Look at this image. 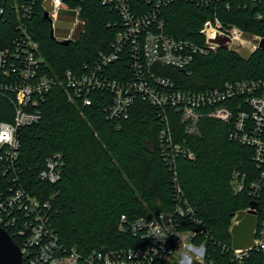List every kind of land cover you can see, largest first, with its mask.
Listing matches in <instances>:
<instances>
[{
    "label": "trees",
    "instance_id": "trees-1",
    "mask_svg": "<svg viewBox=\"0 0 264 264\" xmlns=\"http://www.w3.org/2000/svg\"><path fill=\"white\" fill-rule=\"evenodd\" d=\"M19 1L32 7L28 29L40 44L44 73L59 75L62 81L67 70L81 72L85 66L92 69L98 55L110 50L117 32L123 29L114 4L67 0L82 8L88 22L85 32L64 46L56 34L51 35L52 25L45 18L43 0ZM125 1L135 15L155 8L152 2L144 0ZM201 1L167 3L158 12L166 34L203 44L200 30L206 20L216 17L226 27L236 26L264 37V0ZM11 4L13 0H7L4 5L6 11L0 24L2 46L20 36ZM134 64L127 47L118 60L104 67L99 78L104 83L129 81L136 76ZM160 73L188 92H204L226 82L264 80V50L245 59L233 51L219 49L207 56H196L190 72L164 68ZM86 95L92 100L89 107L74 95L71 101L65 86H56L39 100V122L20 129L21 148L16 162L19 180L32 196L52 203L51 225L60 243L76 248L83 256L143 245L141 237L130 230V224L172 211L181 199L194 208L197 219L211 233L204 264H236L231 250L250 248L255 243L249 235L237 239L240 233L243 235L242 226L246 223L250 228V215L257 218L256 229L264 221V196L256 199L249 186L259 172L253 162V150L231 139L230 125L217 120L203 119L200 134L189 137L172 112L175 142L186 146L195 157L190 159L179 153L170 154L166 160L159 145L164 123L155 108L137 100L127 119H111L108 110L114 94L109 88L92 90ZM15 112V95L0 92V123H13ZM54 155L61 156L64 167L61 180L50 184L40 180L39 175L47 159ZM238 171L251 176L243 180V191L234 189V175ZM8 178L1 175L0 183ZM122 216H126L127 222H122ZM238 216L242 221L234 225ZM179 224L183 230L194 228L188 219H180ZM8 233L11 235L9 230ZM13 240L23 247L18 238ZM245 264H264V252L252 249Z\"/></svg>",
    "mask_w": 264,
    "mask_h": 264
},
{
    "label": "built area",
    "instance_id": "built-area-1",
    "mask_svg": "<svg viewBox=\"0 0 264 264\" xmlns=\"http://www.w3.org/2000/svg\"><path fill=\"white\" fill-rule=\"evenodd\" d=\"M6 1L0 0V24L6 11ZM101 1L114 4L122 18L123 29L117 32L110 50L98 55L92 69L85 66L81 72L67 70L63 81L59 75L44 73L46 66L40 44L28 29L33 13L30 4L19 0H13L11 4L20 36L13 37L7 46H2L0 42V92H12L16 101L13 123H0V177L9 176L7 182L0 183V226L11 232L9 235L12 239L15 237L21 241L22 264H157L166 261L204 264L211 233L197 219L194 208L186 200L180 199L172 211L160 212L150 220L140 218L130 224V230L141 237L143 245L124 250H100L83 256L76 248H67L60 243L51 225L52 203L32 196L19 180L16 162L21 148L20 129L41 119L38 109L40 98L62 85L66 87L71 101L76 96L82 99L84 106L89 107L92 100L86 93L107 87L114 94L108 110L111 119H127L137 100L155 108L164 123L159 145L166 160H169L167 156L170 154L179 153L190 159L195 157L186 146L175 142L170 119L172 112L177 115L189 137L200 134L203 119L230 125L231 139L253 150V162L259 170L249 183L250 192L256 199L264 196V80L226 82L222 87L204 92H188L180 90L172 79L160 73L164 68L190 72L196 56H207L221 49L219 44L210 42L218 37L228 38V50L237 53L245 45V32L236 26L226 27L215 17L206 20L200 30L203 44L175 39L166 34L164 20L159 19L158 14L171 0H144L152 2L155 8L141 15H135L130 3L125 0ZM42 2L54 34L61 13H67L74 20L75 30L72 34L57 40L73 42L85 32L88 17L80 6L71 5L67 0ZM48 3L49 8L46 7ZM263 38L257 37L253 51L259 49ZM127 47L135 60L136 76L126 82L104 83L99 78L102 70L118 60ZM63 167L61 156L49 157L40 172V180L58 183ZM248 177H251L248 173L236 172L234 189L243 191V180ZM180 219L192 221L194 228L181 229ZM122 222H127L126 216H122ZM254 248L264 252V221L262 227L255 230L252 247L231 250L233 260L236 264H245V258ZM227 250L230 253V249Z\"/></svg>",
    "mask_w": 264,
    "mask_h": 264
},
{
    "label": "rangeland",
    "instance_id": "rangeland-1",
    "mask_svg": "<svg viewBox=\"0 0 264 264\" xmlns=\"http://www.w3.org/2000/svg\"><path fill=\"white\" fill-rule=\"evenodd\" d=\"M46 7L49 8L50 3H48ZM74 30H75V25H74L73 18L67 15V13L66 14L61 13L56 23V31H55L56 38L62 39V37H65V36L68 37L70 34H72V31ZM57 36H60V37H57ZM257 37L258 36L256 35H252V34L245 32L244 37H243L244 39L243 41H245L244 43L245 45L239 49V52H237V54H239L241 57L245 59H248L249 57H251V55L257 51V50L253 51V48L257 41ZM58 41H62V40H58ZM250 218L252 219V225L250 226V228L247 229V224L245 223L242 226L243 235L240 233L239 236H237V239L241 240L243 239V236L249 235L251 236L252 243H253V241H255L254 233L256 230L257 218L255 215H250ZM241 221L242 219L238 216L234 219L233 223L234 225H239Z\"/></svg>",
    "mask_w": 264,
    "mask_h": 264
},
{
    "label": "water",
    "instance_id": "water-1",
    "mask_svg": "<svg viewBox=\"0 0 264 264\" xmlns=\"http://www.w3.org/2000/svg\"><path fill=\"white\" fill-rule=\"evenodd\" d=\"M45 18L48 19V14L45 13ZM53 31L51 33L53 36ZM228 38L218 37L215 40H211L210 42L217 43L220 45L221 49L228 50V46L226 42H228ZM71 43V41H63L62 45L67 46ZM259 49L264 50V38L259 44ZM23 263V254L20 246H18L9 233L0 226V264H22Z\"/></svg>",
    "mask_w": 264,
    "mask_h": 264
}]
</instances>
